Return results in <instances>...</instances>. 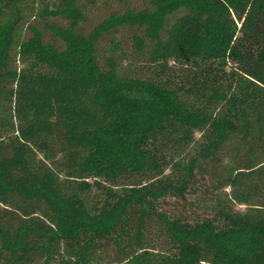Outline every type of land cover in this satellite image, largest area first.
I'll list each match as a JSON object with an SVG mask.
<instances>
[{
  "label": "trees",
  "instance_id": "obj_1",
  "mask_svg": "<svg viewBox=\"0 0 264 264\" xmlns=\"http://www.w3.org/2000/svg\"><path fill=\"white\" fill-rule=\"evenodd\" d=\"M0 264H264V0H0Z\"/></svg>",
  "mask_w": 264,
  "mask_h": 264
}]
</instances>
